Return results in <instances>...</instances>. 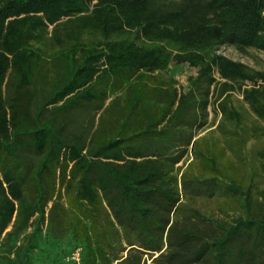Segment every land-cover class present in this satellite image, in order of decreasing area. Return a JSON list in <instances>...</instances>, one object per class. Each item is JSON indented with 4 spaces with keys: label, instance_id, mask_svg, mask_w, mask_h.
<instances>
[{
    "label": "trees",
    "instance_id": "16d2710c",
    "mask_svg": "<svg viewBox=\"0 0 264 264\" xmlns=\"http://www.w3.org/2000/svg\"><path fill=\"white\" fill-rule=\"evenodd\" d=\"M225 45L264 52V0H0V264H264V190L196 138L264 135V69Z\"/></svg>",
    "mask_w": 264,
    "mask_h": 264
},
{
    "label": "rangeland",
    "instance_id": "374dc122",
    "mask_svg": "<svg viewBox=\"0 0 264 264\" xmlns=\"http://www.w3.org/2000/svg\"><path fill=\"white\" fill-rule=\"evenodd\" d=\"M218 53L227 56L228 58L240 61L248 66L261 70L264 69V52L257 51L254 49H247L246 52H241L232 46H221L218 50ZM156 75L162 76L163 79L173 80L175 83V87L178 91H183L187 87L188 78L192 75H195L196 72L194 69L189 66H175L173 64H169L166 69L155 72ZM149 86H153L149 84ZM130 91V85L127 84L123 90L117 91L111 99H117L120 97H124ZM166 91L167 86H163L160 89V92L152 95V100H158L159 105L166 100ZM235 98L241 99L239 95L235 93ZM238 105L239 103L236 102ZM213 117L212 113H210L209 125L196 133V138H201L208 136L211 142L217 143L216 150L217 153L220 154L223 152L222 161H227V166L225 170L228 171L229 174L238 177L244 182H248L250 178H252L253 192L264 190V135L259 132L254 133L251 131L248 135H246L247 141L243 144L242 147L239 148V145H235L232 142H228V137L222 136L215 129L216 123L211 122V118ZM220 117H218L219 120ZM217 120V121H218ZM259 127L260 124H257ZM251 127V126H250ZM211 131H215L214 134H209ZM234 149V151H232ZM263 155V156H262ZM192 161V156L186 158L184 162H181L179 166L183 169ZM231 161L232 166L228 162ZM224 199H200L197 202V206L202 210V212L207 215H214L220 218L226 217L224 211L228 212L229 215H233L235 211L232 207L225 206L224 207ZM45 248V246H44ZM147 264H152L149 260Z\"/></svg>",
    "mask_w": 264,
    "mask_h": 264
},
{
    "label": "built area",
    "instance_id": "2783aa9c",
    "mask_svg": "<svg viewBox=\"0 0 264 264\" xmlns=\"http://www.w3.org/2000/svg\"><path fill=\"white\" fill-rule=\"evenodd\" d=\"M80 258H81V249L78 248L72 253L71 260L76 261V262L79 263L80 262Z\"/></svg>",
    "mask_w": 264,
    "mask_h": 264
}]
</instances>
